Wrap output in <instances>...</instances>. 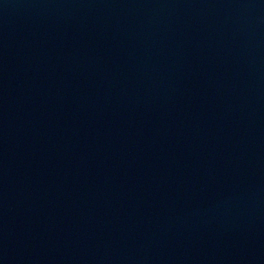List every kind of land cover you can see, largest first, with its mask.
I'll use <instances>...</instances> for the list:
<instances>
[{"label":"water","instance_id":"95a60500","mask_svg":"<svg viewBox=\"0 0 264 264\" xmlns=\"http://www.w3.org/2000/svg\"><path fill=\"white\" fill-rule=\"evenodd\" d=\"M0 264H264V0H0Z\"/></svg>","mask_w":264,"mask_h":264}]
</instances>
